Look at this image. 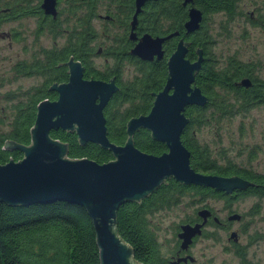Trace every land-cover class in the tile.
<instances>
[{"label":"trees","instance_id":"obj_1","mask_svg":"<svg viewBox=\"0 0 264 264\" xmlns=\"http://www.w3.org/2000/svg\"><path fill=\"white\" fill-rule=\"evenodd\" d=\"M179 2L180 0H168L169 16L173 10H177ZM193 2L199 5L207 16L213 12H221L220 10L224 13L231 11L229 0H193ZM165 8L166 2L159 0L157 3H151L145 11L147 14L145 19H149L150 32L161 33L156 31L157 20L159 16H165ZM185 17V12L176 11L175 15L169 17L170 22L166 30H177L182 34L181 21ZM92 33L93 28L89 25L88 41L92 39ZM84 38L78 37L74 41L65 42L55 48V53L50 52L48 56H51V60H55L56 65L62 64L69 56L81 61L85 68L83 72L85 78L93 76L105 79L110 71L115 75L118 72L117 80L115 76L118 89L102 109V114L108 140L116 145L122 144L126 138V121L132 116L146 114L151 106L153 94L162 88L166 78V60L174 50L176 38L169 39L164 44V54L157 60L141 61L131 58L129 54L124 55L126 62L131 61L130 64L133 66L131 72H127L130 75L125 79L121 77V71L113 70L111 66L108 71L95 69L90 61L94 47L89 42L86 45ZM188 39L189 48L186 57L193 58L194 49L200 47L208 64L202 67V74L195 73L193 81L207 96V102L202 107L190 105L184 109L188 123L183 128L180 140L189 151V165L197 172L222 176L239 175L257 180L261 184L260 187L245 189L239 196L256 194L258 197H264V175L239 167L224 154L223 149L218 148L219 142H216L224 116L240 112L243 108L247 110L252 100L259 96L252 97L251 94L245 96L240 93V96L234 100L236 105L231 103L226 92L231 85L227 82L224 66L216 71L213 69L206 37L203 35L202 38H197L196 32L190 34ZM59 65L55 68L54 81L57 83L65 81L67 77L64 67ZM120 65H123V61ZM45 87L27 90L24 99L15 100L10 105L9 113L0 116V164L8 161V158L12 160L21 158L18 149L1 148V146L5 139L21 145L30 142L29 129L33 125L36 105L45 98L55 97V94ZM210 115L216 118L210 120ZM200 127L213 130V138L211 136L209 142L197 139L196 132ZM49 135L65 143L68 158L84 157L97 163L112 159L110 151L95 143L79 144L73 131L56 129L50 130ZM132 141L137 149L149 154L159 155L165 151L164 144L153 140L149 131L143 128L133 133ZM212 146L217 147L216 152H212ZM164 182L162 181L138 202L136 200L122 202L114 213V227L118 237L130 246L131 258L141 264H168L159 251L155 229L150 222V215L153 212L176 205L185 195L190 197L189 203L201 204L199 208L212 211L213 209L207 205L210 199H221L225 207H230L231 198L222 192L196 185H185L172 178H166ZM195 211L191 216H186L181 223L190 221L195 216ZM236 256L243 264L246 257L244 250L236 249ZM0 264H99L91 217L84 207L65 201L33 203L25 206L7 205L0 201Z\"/></svg>","mask_w":264,"mask_h":264},{"label":"water","instance_id":"obj_2","mask_svg":"<svg viewBox=\"0 0 264 264\" xmlns=\"http://www.w3.org/2000/svg\"><path fill=\"white\" fill-rule=\"evenodd\" d=\"M147 0H134L135 10L130 21L129 39H135L136 15ZM191 3L183 0L182 4ZM42 7L54 14V0H43ZM201 11L188 7L183 24L184 34L198 28ZM178 35L165 36L143 33L129 50L142 61L160 59L162 44ZM189 42L179 39L166 60V78L162 88L153 94L146 114L130 117L125 124L124 143L116 145L106 135L102 109L118 89L112 80L84 79L82 66L73 58L63 62L67 67V80L52 83L48 90L56 93L53 100H42L36 105L35 117L29 129L30 142L21 145L4 140L1 148H16L21 158L0 164V201L7 205H30L65 201L85 208L91 217L99 264H141L131 258V248L117 235L114 213L124 201L138 200L147 196L164 179L178 183L211 188L224 194L248 186V181L237 175L222 176L193 170L189 165V151L180 140L188 123L184 109L190 105L203 106L207 98L193 83L194 75L202 61L201 51L196 48V59L186 58ZM61 64V63H59ZM57 64V65H59ZM247 85L246 80L240 82ZM139 128L149 131L150 137L164 144L165 151L153 155L133 145V133ZM73 131L79 144L91 142L111 152L112 159L97 163L88 158H68L66 145L49 135L50 130ZM165 183V182H164ZM207 208L196 211L199 222L179 225L176 237L180 247L186 248L194 236L201 234L207 218ZM238 213L226 219L238 220ZM213 220L218 219L213 216ZM235 232L229 238L235 240ZM186 256L170 261L178 264Z\"/></svg>","mask_w":264,"mask_h":264},{"label":"flooded vegetation","instance_id":"obj_3","mask_svg":"<svg viewBox=\"0 0 264 264\" xmlns=\"http://www.w3.org/2000/svg\"><path fill=\"white\" fill-rule=\"evenodd\" d=\"M161 1L166 2V8H165L166 14L165 16L162 17L159 16L157 20L158 27H156V31H161V33L155 34L152 33V31L150 32L148 30L149 19L148 18L147 20L145 19V16L147 15L145 11L148 10L150 4L157 3L159 2V0H147L143 3L139 13L136 15V26L133 30L136 38L131 40L129 39V33H130V21L135 10L134 0H54V14H52L49 11H46L42 7L43 0H36L34 1V3H32L31 0H0V38L6 39L9 45L10 41H17V40L22 41L25 39V35L27 36L31 35L33 44L37 46V48L33 49V51L30 53L28 58H22L14 61L10 67V73L12 74L13 78L20 79L24 77L26 78L33 77L38 80L36 83L30 85V87H28L27 90L41 89L44 86H46L45 88L46 90H48V87L52 83H57L56 81H54L55 68L57 65L55 64V60L54 59L51 60V56L48 55L50 52L55 53V48L58 46L55 43L56 42L55 39L58 35L64 37L65 40L64 42L74 41L78 37L81 38L85 37L84 39L86 45L87 42H89L93 47L95 46L93 56L90 58V61L92 62V66L95 69L99 71H104V70L108 71L110 69L109 67L111 66L113 67V70L118 69V71H121L123 68L122 66L126 64L124 55L129 54L131 58L133 57L137 60H140L135 56H132L129 53V50L143 33H148L149 35L154 37V36H165L171 32L176 31L178 35L169 38L172 40L176 38V40L174 41L176 43L179 39H183V41L189 42L188 36L192 33L197 32V38H202L204 35V37H206L208 41V47H209L208 52L212 57L213 69L216 71V69H222L224 66V72L228 79L227 82L230 83L231 85V87H229L230 88L229 91H226L229 101L236 105V101L234 100L240 96L239 95L240 93L245 94V96L247 94H251L252 97L259 96L258 98L252 100L251 104H249L250 106H248L250 108H247V110H244L243 108V110H240V112H235L229 115H225L224 120L230 123L233 121L235 117H241L242 115H245L244 112L249 111L251 108L257 106H264V69L261 65L260 60L259 59L253 60L248 57L242 59L238 57L237 54L234 53H231L229 56H226L225 58L220 60L216 57V55L214 54L211 48L212 39H211V34L209 33V29L207 27V21L210 20L211 15L222 14L224 16V19L221 20L219 29L220 31H225V33L228 34L227 24L231 20H233V18L236 16V13L239 14L238 12L239 1L229 0L231 2V11L229 12L226 11V13H224L222 12L223 10H220L221 12H213L209 16H207L206 14L203 13L201 7L196 3H194L193 0H191V3H187L186 5H183L182 4L183 0H180L176 11L178 13L185 12L186 15L184 20L182 19L181 21L182 34L179 33L177 30H173V31L166 30L170 22L169 17L171 18L173 14L175 15L176 11L173 10L169 16L168 15L169 12L167 9L168 0H161ZM188 7H195L196 9L200 10L202 18L198 24V28L195 31L189 34H184L183 24L187 19ZM243 14L245 15V24L249 28L257 29L261 35L260 42L264 43V1L263 4L256 3L248 8H245ZM96 19L99 21H103L105 23L102 29H100L99 33L93 26L94 20ZM28 22L32 23L33 29L31 30L28 29L26 30L25 33H23L21 30L15 27L16 25H20L23 26L25 30L24 24ZM89 25L93 28V33L91 34L92 39L90 41H88ZM45 36L46 37L49 36V38L53 40V41L51 40V44L48 46L40 45L39 38ZM98 37L103 38L105 41L101 40L98 44L95 45L94 42ZM168 40H166L162 44L163 54H164V48H163L164 44ZM196 48H199L201 51L202 61L198 69L199 72L198 71L196 72V74L199 73L200 75L202 74L201 69L204 66V64L205 65L208 64L206 63L207 58L204 52L202 51V49L200 47H196ZM196 48L194 49V57L191 59L188 58L191 61L196 59L197 56ZM99 56L104 58V63L108 62L106 64L105 69H98L94 64V59ZM69 57L73 58L71 56ZM153 60H157V59L153 58ZM76 61H78L82 66V76L84 79H94L101 81L112 80L113 83L117 86L116 80L118 78L117 75L118 72H116L117 74L115 75L113 71H110V73L108 74L107 77H105V79H100L93 76H89L85 78L83 75L85 69L83 63L79 60ZM121 61H123L122 66L120 65ZM59 66L64 67L67 75V67L64 65V63H62ZM115 76H116V80H115ZM2 80L4 82L5 80L6 82H8L9 78L8 79L2 78ZM242 80H246L247 85L241 84L240 82ZM50 92L54 93L55 97L50 99L45 98L46 100H53L56 98V93L54 91H50ZM198 107H202V106H198ZM215 118L216 116L210 115V120H213ZM236 164L239 167L245 168L246 170H252L253 173L255 174L264 175V173L258 172L255 169H252L248 165L239 162H236ZM240 178L252 184H249L243 189L234 190L231 193L226 194L231 198L229 205H232L233 202H235L236 200L240 198H244L246 196L258 197L256 194H246L243 196H239L241 191L251 187H258V186L260 187L261 185L260 182L257 180H253L249 178L247 179L243 177ZM258 198H264V197L261 196ZM196 211H195V216H193V218L190 221L183 222L180 224H184V223L193 224L195 222H199L200 219L196 216ZM209 211L211 215L207 218L206 224L203 226L201 234L199 236H194L192 238L191 243L186 248L180 247L179 244L180 240L176 237V233L179 231L180 224L177 226L172 249L166 255L160 252L168 264H171L170 261L172 260H176L177 258H182L186 256L191 257V259L190 260L186 259L185 262L180 260L178 264H194L195 259L192 256L190 250L194 245V243L197 241V239L203 236L204 229L207 226H210L215 229H223L225 231L229 230V233L232 231L236 233L235 240L229 238V233L227 236V241L229 242V247L231 248L230 251L232 253V258H233L227 264H241L242 261L239 259V257L236 256V249L244 250V246H240L237 244L238 233L235 230H230V227L233 222L242 221L245 215L235 212L233 208H231V206L229 208L224 206L222 211H214V210L212 211L209 210ZM219 213L225 216V219H220V217H218ZM231 213H238L240 215V218L238 220L228 221L226 217ZM213 216H215L218 219V221L213 220ZM243 264H254V263L249 258L245 257Z\"/></svg>","mask_w":264,"mask_h":264},{"label":"rangeland","instance_id":"obj_4","mask_svg":"<svg viewBox=\"0 0 264 264\" xmlns=\"http://www.w3.org/2000/svg\"><path fill=\"white\" fill-rule=\"evenodd\" d=\"M34 1L36 0H31L32 3ZM238 1L239 14L236 13L233 20L227 24L228 34L219 29L221 20L224 19L222 14L211 15L210 20L207 21L212 39L211 48L220 60L234 53L242 59L245 57L253 60L259 59L264 69V43L260 42L261 35L257 29L249 28L245 24L243 14L245 8L256 3L263 4L264 0ZM93 24L99 33L105 23L96 19ZM24 26L25 30L20 25L15 27L23 33L28 29H33L31 22ZM39 40L40 45L48 46L52 39L45 36ZM101 40L105 41L98 37L94 44H98ZM55 41L58 46L65 43L61 35H58ZM35 48L37 46L33 44L31 35H25L22 41H10L9 45L6 39L0 38V116L8 114L10 105L15 100L24 99L27 88L38 81L33 77L13 78L10 73L12 63L18 59L28 58ZM107 63H104V58L101 56L94 59V64L98 69H105ZM122 67L120 74L125 79L130 75L127 72H131L133 66L130 62H126ZM2 78H9V81L4 82ZM244 114L241 117H235L230 123L225 120L220 123L219 135H216V142H219L218 148L223 149L224 154L231 160L264 173V106L253 107ZM212 132L211 129L201 128L196 132L197 139L209 142V139L213 138ZM215 148L217 147L212 146V152H216ZM189 200L190 197L185 195L176 205L157 210L150 215L159 250L164 255L173 247L176 227L186 216H191L202 206L189 203ZM207 205L214 211H222L224 208V202L221 199H210ZM230 206L235 212L245 215L242 221L233 222L230 227V230L238 233L237 244L244 246L246 257L254 264H264V198L246 196L236 200ZM218 217L225 219V216L220 213ZM228 233L229 230L205 227L203 236L197 239L190 250L195 259L194 264H227L231 261L233 258L227 241Z\"/></svg>","mask_w":264,"mask_h":264}]
</instances>
